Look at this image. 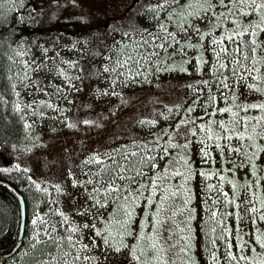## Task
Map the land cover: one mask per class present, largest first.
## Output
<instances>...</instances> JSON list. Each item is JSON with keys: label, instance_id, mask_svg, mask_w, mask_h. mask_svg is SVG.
Returning <instances> with one entry per match:
<instances>
[{"label": "trees", "instance_id": "obj_1", "mask_svg": "<svg viewBox=\"0 0 264 264\" xmlns=\"http://www.w3.org/2000/svg\"><path fill=\"white\" fill-rule=\"evenodd\" d=\"M7 1H0V96L3 97V102H0V151L6 155L10 164L0 165V262L1 264H44L46 260H55L59 257L62 252L58 247L60 245L64 251L72 253L70 257H80L78 260L73 258V261L78 264H99L91 258L92 253L100 255V252L111 251L112 248L105 245L103 238L96 236L95 231L103 230L107 222L105 218L108 219L109 213L118 211V208L127 201L123 199H117L114 203L109 201V207L101 209L102 215H96L94 218L95 201L88 198V193L100 177L94 174L85 175V173H96L102 167H95L92 163L79 164L78 160L84 158L82 155L87 146L99 147L96 145L97 141L91 137V133L98 131L101 127L100 112H90L87 104L77 103L70 109L67 105H63L62 89L65 77L58 74L55 63V60L61 56L55 57L50 52L60 48L65 49L67 55L71 54L68 51L69 47L80 45L83 39L92 34L88 29L90 21L85 19L80 9L74 10L73 6L69 9L66 4L63 5L65 0L43 5L36 0H24L22 4L18 3L19 0H9L13 2L10 7L6 5ZM154 1H160L166 6L171 2V0ZM189 2L190 0H179V3H172L171 20L166 18L165 11L157 7L160 5L159 2L148 5L144 2L141 6L142 12L139 13L141 7L134 10L133 24H128L130 21L123 16L113 22L117 27L126 26L127 28L123 29L112 43H106L107 39L98 40L96 49L101 48L98 53L105 55L102 63L99 60L98 63H88V65L87 62H81L77 67L74 64L75 69L69 70L73 76L80 74V80L84 84L87 80L88 84L96 81L97 87L102 82L105 85H114L119 94L120 108L116 111L112 108L115 112L112 116L120 119L117 126L101 142L112 140L117 143L116 150L121 149V152L115 151L113 156L121 163L139 161L143 157L146 163L135 165L142 172L151 165L146 153L158 151L159 140L155 134L157 129L168 124H175L193 101L198 102L201 110L206 102L211 103L213 109L216 102L215 96L223 95L231 87L239 85L241 76H247V72L241 70L233 77L230 67L227 66V60L224 61L226 67L220 70L223 73L221 76L216 71L215 56L211 54L206 59L201 50L197 51L201 64L192 71L189 70L191 66H186L187 63L181 58L182 56L179 60H175L174 64L177 68L181 66L186 68L187 71H169L164 64H161L158 70L147 69L140 76L142 80L139 81L132 80L129 75H126L127 80H123L124 76H117L116 72L103 71L105 67H113L112 61L107 57L114 56L119 49L135 53L142 34L147 36L149 32H158L161 24H166L169 31L174 32L178 31L181 25L187 27L189 24L199 27L201 32L210 29L209 25L200 26L199 15L198 20L194 17L191 22L181 15V11L182 14L187 13L188 9H180L179 4L186 5ZM137 13L139 19H136ZM119 20L123 22L119 23ZM188 31L191 40H194L193 33H197L191 28ZM177 38L180 39V37ZM124 45L128 47L125 49ZM228 46L234 47L231 44ZM262 49L264 44L261 43L256 49V59L262 58ZM140 51H144V48L140 47ZM45 56L48 59H45ZM124 58L126 57H121V59ZM29 63L32 67L37 64L45 67L42 71L30 72L31 80H24L22 70ZM67 64L70 66L69 63ZM67 64H62L60 69L67 72ZM244 64L248 66L251 61H244ZM117 71H125V69L117 67ZM71 74L69 76H72ZM223 77H227L226 82L230 86L227 89L220 83ZM204 81L209 83L205 85ZM244 83L247 87L248 83L256 84L257 82L247 79ZM116 90L114 91L117 92ZM247 91L248 95L256 92L249 88ZM257 93L261 95L260 92ZM17 102H21L20 111L16 110ZM25 104H31V107L25 108ZM85 135H88L89 139L84 138ZM60 139L64 142L68 139L77 141L72 156L62 150L65 162L63 166L49 161V155H47L48 149L58 146ZM217 151L220 152L219 149ZM133 152L137 155L132 156ZM121 155L127 159L122 160ZM248 157H252V160L250 161ZM248 157L247 162L255 163V171L259 174L263 167L261 160L258 162L255 157ZM259 157H264V154H260ZM85 161H87L86 158ZM109 165L115 166L111 160L106 166ZM65 168H70L72 173H66ZM77 169L85 173L81 174L77 172ZM56 172L58 174H55ZM126 175L134 176L135 173L130 172ZM140 179L141 176H136L134 181L117 180L116 183L123 185L126 188L124 194H128V188L134 186ZM215 179L218 181L216 185L222 186V192H227L229 195L224 198L223 205L219 202L217 193L215 197L213 195L212 202L218 201L214 205L212 203L211 210L217 213L216 218H212L211 212L208 213V211L203 214V207L198 206L199 221L192 230V238L196 242L199 256L204 258L207 254L212 255L213 252L221 250L223 240L226 241L227 250L237 251L238 243L247 234L248 219L258 223V226L252 225V233L258 236L264 232V221L258 219L261 213L244 212V201L253 191H255L253 206L261 207L257 201L264 198V177L255 179V183L261 185L255 190L247 187L254 182L253 180L238 178L236 172L233 176L224 178V181ZM88 180L92 183H84ZM228 180H231L232 184H229ZM56 185L61 189L59 193L54 187ZM210 200L207 202L209 203ZM229 200H235V205L229 203ZM22 202L25 204L26 215L24 233L21 237ZM226 213L232 214L224 215ZM41 214L43 220L45 219L44 223H41ZM118 214L121 218L123 217L121 212ZM64 215L68 217L67 222L64 221ZM34 218H38L37 224L31 223ZM85 223H94L96 228H83ZM73 226L79 231L71 232L69 229ZM223 227H226L227 231L222 233V238H218L221 236ZM132 230L134 235L136 229ZM32 234L35 235L34 241H29ZM44 234L50 237L38 241V238ZM69 237L72 242H75V246L73 244L71 246L68 242ZM136 241L133 236H125L123 243L135 245ZM83 245H88V248L85 249ZM136 247V255L139 256V249L144 248L143 243ZM124 249L126 251H122V255L117 258L118 264L129 262L131 264L133 258L128 248H122ZM103 255L106 256L107 253Z\"/></svg>", "mask_w": 264, "mask_h": 264}, {"label": "rangeland", "instance_id": "obj_2", "mask_svg": "<svg viewBox=\"0 0 264 264\" xmlns=\"http://www.w3.org/2000/svg\"><path fill=\"white\" fill-rule=\"evenodd\" d=\"M23 2L24 0L18 1L20 4ZM51 2H59V0H38V3H42V5ZM144 2L148 5L150 3L155 4L157 1L65 0L63 5L66 4L69 9L73 6L74 10L80 9V11L83 12L86 17L85 19L90 21L88 29L92 34L83 39L80 45L77 44L78 46L73 45L72 47H69L68 51L71 52L69 55L66 54L65 49L55 48L50 50L51 54L55 57L61 56L55 60L57 71L60 70V66L65 62L70 64L69 66L66 63L68 75L71 74L69 70L75 69L74 64L77 67L81 62H87L88 65V63H98V60L102 63L105 59V55L103 53H98V50L101 48L96 49L98 40L103 41L107 39L106 43H112L114 38L119 37L123 29L127 28L126 26L117 27L113 22L123 16L130 21L128 24H133L135 21L134 10H138ZM158 2V4H161L160 1ZM227 2L228 0H225V3ZM259 2L260 0H257V3ZM12 3V1L8 0L6 5L10 7ZM237 9H239V12H237ZM142 11L143 7L140 8L139 13ZM193 11L200 12L198 8H188L187 13ZM230 12L232 14H230ZM240 12H251V9L247 6L241 7L239 4L235 3L230 5L229 8H225L224 5L219 3V0H211V8L207 13V17H204L203 13H200L199 15L200 26L209 25L211 28L204 30V32L202 31L201 33H193L192 38H195L190 41L191 44L199 42L203 47L199 50L186 47L184 51L177 53L171 60L167 61V64H173L175 60H179L180 56H182L181 58L185 61H191V63H187L186 65L189 67L191 66L189 70L192 71L193 68H198L201 63H198L197 51L199 52L201 50L204 57L206 56V59L209 55L213 54L209 47L210 41L212 39H219L222 32L224 34L230 33L232 29L236 27V25L232 23L233 20H236L241 27H244L247 26L249 20L259 19L258 15L242 16L240 15ZM187 13L182 14L181 11V15L189 19L190 22L194 17L198 20V15L189 16ZM136 19H139L138 13ZM121 20H119V23L123 22ZM262 27H264V25H262ZM207 32H211L212 35L206 36L203 41H199V36ZM263 37L264 32H258L256 37L244 35L237 37V39H256L257 45L260 46ZM225 44H229V42L225 41ZM14 56L16 57V55ZM45 59H48V57L45 56ZM215 63H217L216 58ZM164 67L166 68V65H164ZM123 76V80H127L126 75ZM130 77L135 81L142 80V77L140 76L134 78L132 76ZM92 82L93 84H88L86 80V84H84L78 79L72 80L71 83H69V81L64 78V87L62 89L63 105H67V108L70 109L71 107H75L77 103L87 104L90 112H100L99 115L102 122L99 125H101V127L98 131L91 133V137L97 141L96 145L99 147L94 148L93 146H87L85 151H83L82 157L84 158L81 160H78L77 158V160L80 162L79 164H83L85 163V158L89 160L95 155L103 160L104 164L92 163L93 166L104 167L110 161L108 159L109 154L113 155L116 150L117 143L112 140H107L103 143L101 141L106 138L114 127L117 126L118 120L120 119L112 116V114L115 113L114 111L120 108V103L118 102L119 94L116 88L113 87V84L105 85L102 82V79V84L99 87H97L98 84L96 81ZM112 88L117 92L112 90ZM247 88L244 80H240L239 85L231 87V89L223 95L219 94L218 97L215 96L216 102L213 109L211 103L206 102L201 110L198 102L193 101L189 107L185 109L175 124H168L161 129H157L155 134L159 140L158 151L154 153H146L148 162L150 161L151 163L150 167H148L146 171H143L144 175L141 176L139 182L128 188V194H124V192L121 193L122 196L128 197L126 200L127 203L122 206H128L129 204L132 205L131 210L133 215L131 217V229H136V231L139 230L143 235L147 236L150 231L149 222L151 221V218L156 215L155 209L159 203V197L164 195L165 189L171 188L175 191L177 190L178 185L184 182L183 177L172 176V173L177 169L182 172L185 171L184 166L181 163H178V161L181 157L188 161L187 167L191 169V175L187 181V188L191 189L190 198L188 195H185L180 191L175 198L170 197L162 205V210L160 211V219L167 221V223L163 225L164 235L167 236L168 230L175 233L172 235L168 244L176 243L175 248L169 249L168 244H164L163 238H161L160 244H163V250L159 251V257L164 261V264H264V248H261L258 243L253 242L255 233H252V225L258 226V223L255 220L248 219L246 228L247 234L243 236L238 243V245H243V250H227L226 241L223 240L222 243L224 244H221V250L213 252L219 258L217 261H213L211 254H207L206 258L199 256L196 249V242L192 238V230L197 226L199 221L198 206L200 205L203 207V214L207 211L208 213L211 212L209 209L212 210L213 195L215 197L217 192L209 190L207 186L216 185L218 181L215 178L219 179L221 175L224 176V178L233 176V173L235 174V172L237 173L238 178L244 177L245 179H250L254 182L255 179H261L264 177V165L259 174H257L255 170V174H253V170L249 167L250 162H247L249 161L247 157L253 156V153L256 154V156L253 157H255L258 162L260 160V154H264V122L257 124L258 118L264 120V112L253 109H249L248 111L243 110L244 107H247L250 104L264 103V94L259 95L257 92H252L248 95ZM234 97L236 98L235 100L233 99ZM112 108L115 110L112 111ZM223 108H231L232 112L237 113V116L235 117L236 120L243 118L244 121L250 120L251 122L247 123L246 128L241 124H234L231 113H222L219 111ZM221 122H223L227 129H232V131L226 132L225 128H221ZM253 129H255V131H253ZM241 131H244L246 137L251 136L252 139H245L243 141L236 139V135ZM193 132H195V135H193ZM209 135H212L213 138L209 139ZM229 135L233 137L231 140L227 138ZM88 137V135L84 136V138ZM61 140L62 139L58 141V146H52L47 152V155H49V161H54L56 165L58 164L59 166L65 165L62 152L66 151L72 156L77 142L76 140L70 141L69 139L65 142L64 140ZM201 141H203V143H201ZM216 143L220 144L219 148L215 146ZM184 145H187V147H184ZM237 148L241 151H233V149ZM217 149H219L220 152H218ZM205 151L209 153L207 158L203 156ZM153 154L155 156V161L149 159ZM153 164L156 166L153 167ZM258 167L260 166L258 165ZM65 170L68 174L72 173L70 168H65ZM165 171L167 172V176L164 174ZM77 172H81V169H77ZM201 172L207 173L211 179H206L204 176H201ZM84 173L85 172H81V174ZM55 174H58V172ZM150 177L152 180H156L157 184H159V188L156 189V195L154 197L152 196L151 188L143 186L150 185ZM145 197H151L153 199L154 202L151 206H148ZM185 199H188L187 206L184 205ZM205 200H210V202L205 203ZM174 212L177 213L175 216H173ZM121 215L123 216V212H121ZM189 216H191L192 219L190 224L186 227L183 222L186 221ZM40 218L42 221H45V219L43 220L42 214ZM36 220H38V218L32 219L31 223ZM107 220L108 219L105 218V221ZM139 223H144L143 229L138 228ZM35 224H37V222ZM177 225L185 230L180 232ZM33 236L35 237L33 234L30 236L29 241H34ZM182 236L185 239H181ZM189 236L191 237V246L187 248L185 254L180 251V248L185 246L186 240ZM49 237L50 235H41L38 238V241L48 239ZM127 241L130 244L129 240ZM141 243H143V246L145 247L149 242L147 240H137L135 245L137 246ZM58 247L62 250L59 257L55 260H46L44 264H59V262L60 264H63L65 259L67 260V264H78L73 261V256H66V253H69V251H64L60 245ZM157 247L159 249L160 245ZM111 248V251L104 250L99 253L100 255L92 253L91 258L99 264H118L117 258L122 255V251H126V249L116 252L113 247ZM253 248L255 251L250 253L249 249ZM145 250L147 251V249ZM229 251L238 257H244V259L230 260L226 258L225 253ZM105 252L107 253L106 256L103 255ZM128 264H130V262ZM131 264H139V262L132 259ZM150 264H157V261L153 259L150 261Z\"/></svg>", "mask_w": 264, "mask_h": 264}, {"label": "snow or ice", "instance_id": "obj_3", "mask_svg": "<svg viewBox=\"0 0 264 264\" xmlns=\"http://www.w3.org/2000/svg\"><path fill=\"white\" fill-rule=\"evenodd\" d=\"M172 3H179V0H171L170 3L167 4H160L157 7L163 11H165L166 18L171 20L172 14H171V4ZM219 3L224 5L225 8H229L232 4H239L241 7L247 6L251 9V12H240V15L242 16H255L258 15V20H249L247 26L241 27V25L236 21L233 20L232 23L236 25L235 28L232 29V31L228 34H224L223 32L220 34L219 39H212L210 41L209 47L211 51L213 52V55L216 58L217 65H216V71L220 73L221 76H223V73L220 71L221 69H224L226 67V64L224 63L225 60L228 61V65L230 67V71L235 77L237 72H240L243 70L244 72H247V76H241V80H247L251 79L252 81H256V84L248 83L247 87L251 90H254L256 92H260L261 94H264V71H262V68H264V49L261 50L262 58L256 59L257 55V41L256 39L251 40H238L237 37L244 36V35H250L251 37H256L258 32H264V0H260L259 3H257V0H228L227 3H225V0H219ZM180 9L186 10L188 8H198L200 12H190L187 13L189 16H197L200 15V13H203L204 17H207V13L211 8V0H190L189 3L185 4H179ZM155 11V9H153ZM237 12H239V9H237ZM230 14H232L230 12ZM222 15V14H221ZM186 18V17H185ZM191 28L196 33H201V29L195 25H187V27L181 25L178 31H169L166 24L160 25V30L156 33L149 32L147 36H143L142 39L138 42V46L136 48L135 53L133 52H124L123 49H119L116 54L112 57H107V59H110L112 61L113 67H105L103 69L104 72H116L117 76H123V75H129L132 77L141 76L144 74V72L149 68L159 69L161 64L166 65V70L169 71H187L186 68H183L182 66L180 68H177V66L173 63L171 65L167 64V61L171 60L177 53L184 51V49L187 48H196L201 49L203 45L199 42L196 44H191V36L189 34L188 29ZM211 32L204 33L199 36V41H203L206 36H211ZM177 37H180L178 39ZM225 41H228L229 44L234 45V47H229L228 44H225ZM262 44H264V41H261ZM243 45V47L241 46ZM128 45H124L123 48H127ZM140 47L144 48V51H140ZM171 49V51H169ZM245 50H247V54H245ZM239 54V58H237V55ZM124 56L126 58L121 59V57ZM244 61H251V64L246 66L244 64ZM204 63H207V61H203ZM67 63V62H65ZM185 63H191V61H185ZM198 63H200V60H198ZM44 65L37 64L35 67H32L29 63L26 65L25 69L22 70L24 80H31L30 72H38L42 71L44 69ZM117 67L121 69H125V71H117ZM59 75L64 76L69 83H71L72 80H78L80 79L79 76H69L64 69L59 70ZM227 77H223L221 79L220 83L223 85V88H229V84L226 82ZM35 83V81H33ZM205 85H207L209 82L204 81ZM19 95V93H17ZM212 99V97H209ZM235 100V97L233 98ZM0 102H3V97L0 96ZM20 103L17 102L16 104V110L20 111ZM48 107H52V105H47ZM25 108L31 107V104H25ZM249 109L257 110L260 112H264V103H253L248 105L247 107H244V111H248ZM191 111V109H190ZM220 112H228L231 113L233 116V122L234 124H241L243 127L246 128L247 123H250L251 121H244L243 118L240 120H236L235 117L237 116V113L232 112L231 108H223L219 110ZM23 118V117H21ZM261 122H264L262 118L257 119V124H260ZM85 123H88V121H85ZM221 128H225L226 132L232 131V129H227L223 122L220 124ZM203 130V129H202ZM255 131V129H253ZM193 135H195V132H193ZM209 139H212V135H209ZM229 140H231L233 137L229 135L227 137ZM218 139V138H217ZM236 139L238 140H251V136H245L244 131L239 132L236 135ZM203 143V141H201ZM217 148L220 147L219 143H216L215 145ZM184 147H187V145H184ZM117 152H121V149L115 150ZM233 151L240 152L241 150L239 148L233 149ZM132 156H136L137 154L135 152L131 153ZM209 153L205 151L203 153V156L207 158ZM256 154L253 153V156ZM108 159L113 162L115 165L113 166H105L100 168L96 173H85V175H91L94 174L100 179L97 181L96 184L93 185V188L91 192L88 193V198L95 201V204L93 207L96 208V213L93 214L94 218L96 215H102L101 209H107L109 207L108 202L112 201L113 203L117 199H123L127 200V196H122L121 193L125 192L126 189L123 185H118L116 182L124 181V180H131L134 181L136 176H143L144 173L140 168L135 167L138 163L143 165L146 163L143 157L139 159V161L133 160L128 161L127 164L121 163L120 161L116 160L115 156L109 154ZM122 160H126L127 158L123 155H121ZM152 161H155V156L150 157ZM248 159L251 161L252 157H248ZM261 164L264 165V157L260 158ZM85 163H97V164H104V161L101 160L98 156H92L89 160L85 161ZM178 163H181L185 171H180L179 169L175 170L172 173V176H181L183 177V183H180L177 187V190L173 191L171 188H167L164 190V195L159 197V203L157 205V208L155 209L156 215H154L151 218L150 223V231L147 236L143 235L141 231H136L133 235V230L131 229V217L133 215L132 213V205L129 204L128 206H120L118 208V211H114L109 213L108 220L106 222V227L103 230L96 229L95 235L101 236L104 240V244L113 247L116 252H120L122 248H128L129 254L131 258L137 260L139 264H150V261L153 259L157 261V264H164V261L159 257V251L163 250V244H160L161 238H163L164 244H168V242L171 240L172 235L175 233L171 230H168L167 236L164 235V229L163 225L167 223L166 220L160 219V211L162 210V205L171 197L175 198L178 194V192L182 191L185 195H188L190 198L191 189L187 188V181L189 176L191 175V169L187 167L188 161L184 159L183 157L180 158ZM156 165L153 164V167ZM243 166V165H242ZM249 167L253 170V174H255L256 165L255 163H251ZM230 170V169H229ZM134 172V176L126 175L127 173ZM165 176H167V172L165 171ZM201 176H204L206 179H211L210 176H208L207 173L201 172ZM151 183L150 185H143L144 187H150L152 191V196L154 197L156 195V189L159 188V184H157L156 180H152L151 177L149 178ZM219 179L221 181H224V176H220ZM229 184H232L231 180L227 181ZM84 183H92L91 180H88ZM75 186V184L73 185ZM83 186V184L81 185ZM39 187V185H37ZM56 188V191L59 193L61 191L60 187L58 185L54 186ZM209 190L216 191L219 202L223 205L224 198L228 197L227 192H222V186L221 185H208L207 186ZM233 187H235L233 185ZM249 188H253L254 190L256 188L261 187L260 184H257L253 182L252 184L247 185ZM47 191V189H45ZM87 191V189H86ZM115 194V195H114ZM170 194V195H169ZM255 196V191L246 198L244 201L245 208L244 212H251L253 214L260 212L261 215L258 217L259 220L264 221V198H260L257 202L261 205L260 208L253 206V197ZM148 206H151L153 204V199L151 197H145ZM207 203V200L204 201ZM218 201L213 200V205L216 204ZM231 204L236 203L235 200H229L228 201ZM188 199L184 200V205L187 206ZM238 207V205H237ZM211 211V209H209ZM194 211V210H192ZM119 212H123V217L121 218L119 216ZM60 215H63V213H58ZM177 213H173V216H175ZM232 213H226L224 215H231ZM80 215H85V213H80ZM211 217L216 218L217 213L215 211H211ZM143 219V218H142ZM192 217L189 216V218L184 221L183 223L187 227L190 224ZM68 217L64 215V221L67 222ZM148 222V221H145ZM219 222V221H218ZM35 224L36 221H33ZM41 223H44V221L41 220ZM83 228H89V229H95L96 225L85 223L83 224ZM139 229L144 228V223L138 224ZM177 228L180 232H183L185 229L180 228L179 225H177ZM71 232L75 233L79 231V229L75 226L71 227L69 229ZM215 231V229H213ZM224 231H227L226 227H223L221 229V236H218V238H222V233ZM107 233V235H105ZM155 233V235H154ZM125 236H133L134 239L137 240H147L149 243L145 245L144 248H140V255L137 256V247L135 245H128L123 243ZM181 239H185L183 236ZM190 240L191 237L189 236L186 240L185 246L180 248L181 252H184L186 254V250L188 247H190ZM55 242V240H54ZM68 242L72 243L73 246H75V242L71 241V237L68 238ZM79 242V241H77ZM253 242L258 243L261 248H264V232H261L258 236L254 235ZM158 245H160L158 249ZM85 249L88 248V245H83ZM169 249L175 248L176 243L168 244ZM231 247V245H229ZM239 250H243V245H238ZM147 249V251L145 250ZM255 251V249H249V252ZM72 253H66V256H71ZM226 258L230 260H243L244 257L237 256L233 254L232 252H226L225 253ZM143 258V259H142ZM80 259L79 256H75L74 260ZM213 261H217L219 258L215 255V253L212 254ZM63 264H67V260L65 259L63 261Z\"/></svg>", "mask_w": 264, "mask_h": 264}, {"label": "water", "instance_id": "obj_4", "mask_svg": "<svg viewBox=\"0 0 264 264\" xmlns=\"http://www.w3.org/2000/svg\"><path fill=\"white\" fill-rule=\"evenodd\" d=\"M4 164H10V161L7 160V157L6 155L0 151V165H4ZM22 206H23V222H22V225H21V237L23 236V233H24V227H25V210H24V203H22ZM19 246V245H18Z\"/></svg>", "mask_w": 264, "mask_h": 264}, {"label": "bare ground", "instance_id": "obj_5", "mask_svg": "<svg viewBox=\"0 0 264 264\" xmlns=\"http://www.w3.org/2000/svg\"><path fill=\"white\" fill-rule=\"evenodd\" d=\"M22 203H24V202H22ZM24 210L26 211V209H25V204H24ZM22 211H23V206H22ZM25 215H26V213H25ZM24 215V216H25ZM22 216H23V212H22ZM25 219V218H24ZM23 222V221H22ZM0 264H1V262H0Z\"/></svg>", "mask_w": 264, "mask_h": 264}, {"label": "flooded vegetation", "instance_id": "obj_6", "mask_svg": "<svg viewBox=\"0 0 264 264\" xmlns=\"http://www.w3.org/2000/svg\"><path fill=\"white\" fill-rule=\"evenodd\" d=\"M0 1H5V0H0ZM36 1H38V0H36ZM39 1H41V0H39ZM34 8H36V7H34Z\"/></svg>", "mask_w": 264, "mask_h": 264}]
</instances>
